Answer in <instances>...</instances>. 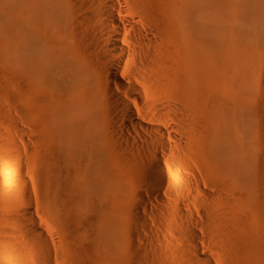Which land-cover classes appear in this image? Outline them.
<instances>
[{
  "label": "bare ground",
  "instance_id": "obj_1",
  "mask_svg": "<svg viewBox=\"0 0 264 264\" xmlns=\"http://www.w3.org/2000/svg\"><path fill=\"white\" fill-rule=\"evenodd\" d=\"M260 211L264 0H0V264H264Z\"/></svg>",
  "mask_w": 264,
  "mask_h": 264
},
{
  "label": "rangeland",
  "instance_id": "obj_2",
  "mask_svg": "<svg viewBox=\"0 0 264 264\" xmlns=\"http://www.w3.org/2000/svg\"><path fill=\"white\" fill-rule=\"evenodd\" d=\"M5 71H4V77H5ZM9 76L6 75V79H8ZM4 78V79H5ZM10 78V77H9ZM12 80V78H11ZM4 80V159L8 163H11L13 167L19 168L23 165V174L24 178L28 180H32L35 178V174H33L32 169L30 168L31 163L35 159H32L29 155L27 157L25 156L26 153L23 150L22 143L20 142V134H19V128H20V122H19V98H18V88L16 87L17 82ZM14 80V79H13ZM15 81V80H14ZM16 83V84H15ZM15 84V85H14ZM20 138V139H19ZM2 155V154H1ZM9 159V161H7ZM20 159V160H19ZM7 164H4L7 166ZM27 165L30 169L27 167H24ZM29 164V165H28ZM10 165V167L12 166ZM9 167V165H8ZM7 167L6 170L9 168ZM12 168V167H11ZM10 168V170H11ZM9 172V171H7ZM11 178L17 180L16 175L11 174ZM174 195V194H173ZM176 195L170 196L168 199V203H172V206H177L178 203L175 200ZM192 213L196 215V210L192 207H190ZM259 220L261 222L264 221V211H260V214H258Z\"/></svg>",
  "mask_w": 264,
  "mask_h": 264
}]
</instances>
